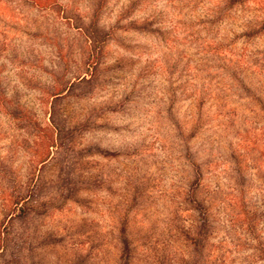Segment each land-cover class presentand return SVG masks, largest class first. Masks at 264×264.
Here are the masks:
<instances>
[{
  "label": "rangeland",
  "instance_id": "374dc122",
  "mask_svg": "<svg viewBox=\"0 0 264 264\" xmlns=\"http://www.w3.org/2000/svg\"><path fill=\"white\" fill-rule=\"evenodd\" d=\"M226 7L0 0V172L24 184L47 152L13 112L44 125L60 84L93 80L90 72L99 78L86 93L75 84L59 103L75 133L68 163L52 159L40 173L70 187L76 178L78 191L57 197L34 229L43 243L36 264H264V56L253 57L264 55V33L244 36L264 15V0ZM235 62L245 69L233 73ZM183 135L196 159H186ZM190 160L205 164L211 215L196 248L194 231L187 235L197 217L186 198ZM10 185L0 182V220ZM123 230L132 255L117 261Z\"/></svg>",
  "mask_w": 264,
  "mask_h": 264
},
{
  "label": "trees",
  "instance_id": "16d2710c",
  "mask_svg": "<svg viewBox=\"0 0 264 264\" xmlns=\"http://www.w3.org/2000/svg\"><path fill=\"white\" fill-rule=\"evenodd\" d=\"M246 1L249 0H225V4L229 5L230 10H232L238 5L244 4ZM34 4L36 7L41 5L38 3ZM53 4L55 3L53 2ZM49 5L51 4L48 3L45 6L47 7ZM228 9L229 8L226 7L222 13L230 11ZM219 14H221V12ZM259 18V21L255 22L253 26L246 30L244 36L247 37V39L252 40L262 37V33H264V15ZM253 55H259L253 56L257 59L264 56L257 53ZM253 57L250 66L255 65L253 66L254 68L259 67L260 61L255 63ZM229 69L237 74L239 70H244L245 67L243 68L240 63L235 62L234 65L229 66ZM90 73L92 74V78H94L93 80H91V78L78 77L75 78L73 82L60 84V87H57L58 90L53 92L51 96L53 100L50 104V110L48 112L49 119L46 124L41 125L40 123L34 122L25 112H20L19 109L11 114L17 121H24L27 122V124L31 122L30 126L34 131L33 134L38 139L40 138V144L46 146L47 152L39 158L38 163L41 165L39 173L30 175L24 184L19 181L16 173L11 175L4 170L0 172V182L4 180V182L12 184V186L10 185L4 192L3 202L1 204L2 210H6L0 220V264H36L39 248L43 243L40 244L38 240H34V229L39 227L43 219L42 217L57 209L58 206L55 204L57 197L73 196V194L78 191L76 187H78L79 182L76 178L72 179L73 182L70 187V183H50L43 178L40 172L52 159L59 160V164L63 166L68 163V161L65 160V151L68 150L66 140L72 139L71 136L75 133L69 130L71 127L70 119L68 116L64 117L62 115L59 103L64 96L63 93L70 91L75 84L76 86L85 84L86 86L83 89L80 88L81 91L85 93L89 91V89L94 88L99 78L93 75L92 72ZM180 141H182L181 144H183L188 151L186 159H190L191 157L192 159H196L198 155V150L195 149L196 146L186 139L184 135L181 137ZM190 162L192 163L190 170L191 180L189 182L186 198L197 217L193 222L196 226L194 227L192 225L187 235L194 231L193 237L191 239L189 237L188 239H190L189 243L196 248L197 245L201 244L206 232L210 233L211 231V215L207 200L202 192L205 164L200 165L191 160ZM2 164L3 162H1L0 159V165L2 166ZM126 235V231L123 230L115 239L117 241V246L120 245L116 254L117 261H124L132 255V244L129 243V238ZM191 264L206 263L201 258H194Z\"/></svg>",
  "mask_w": 264,
  "mask_h": 264
}]
</instances>
